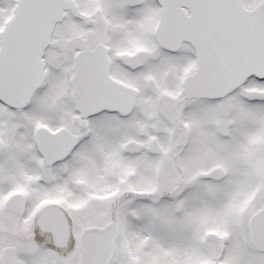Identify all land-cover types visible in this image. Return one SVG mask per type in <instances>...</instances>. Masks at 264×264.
Segmentation results:
<instances>
[{"label": "snow or ice", "instance_id": "snow-or-ice-1", "mask_svg": "<svg viewBox=\"0 0 264 264\" xmlns=\"http://www.w3.org/2000/svg\"><path fill=\"white\" fill-rule=\"evenodd\" d=\"M0 264H264V0H0Z\"/></svg>", "mask_w": 264, "mask_h": 264}]
</instances>
